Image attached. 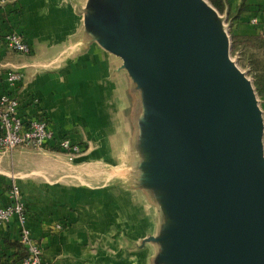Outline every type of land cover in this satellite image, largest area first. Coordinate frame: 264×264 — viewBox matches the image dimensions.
Segmentation results:
<instances>
[{
    "label": "water",
    "instance_id": "1",
    "mask_svg": "<svg viewBox=\"0 0 264 264\" xmlns=\"http://www.w3.org/2000/svg\"><path fill=\"white\" fill-rule=\"evenodd\" d=\"M132 1L127 15L143 28L141 44L100 24L91 0H79V44L48 63L60 65L93 45L119 63L104 86V94L110 95V86L117 91L110 95L113 124L107 134L118 135L106 144L98 140L96 151H105V158L90 159L93 149L81 159L84 175L92 178L89 166H95L94 176L102 181L107 175L108 183L110 174L101 170L110 162L109 151L131 146L133 164L119 156V165L134 168L127 174L133 187L118 195L81 176L83 186L108 193L112 205L117 195L118 213L123 207L125 213V198L134 210L143 187L155 192L159 178L172 208L160 239L169 248L157 261L264 264L263 113L249 68L238 67V54L231 58L227 15L208 0H155L159 13L151 0ZM128 62L141 73L134 74Z\"/></svg>",
    "mask_w": 264,
    "mask_h": 264
},
{
    "label": "crops",
    "instance_id": "2",
    "mask_svg": "<svg viewBox=\"0 0 264 264\" xmlns=\"http://www.w3.org/2000/svg\"><path fill=\"white\" fill-rule=\"evenodd\" d=\"M222 2L223 11L218 13L227 15L231 43L233 36L264 38V0ZM78 3L0 0V94L18 99V115L22 118L46 122L56 141L68 138L85 147L77 156L26 147L10 153L0 151V208L9 202V184L17 182L28 227L42 246L46 264H83L90 258L88 247L105 239L106 234L110 237L111 230L120 224L117 195L112 205L108 193L105 197L103 191L83 186L82 175L77 177L73 171L80 166L73 161L98 148V136L109 133L111 96L104 94V86L109 83V71L119 63H111L106 53L93 45L82 56L71 57L60 65L48 64L79 44ZM253 19L258 23L253 24ZM13 32L29 45V54L7 47L4 37ZM234 54L241 60L239 52ZM10 72L22 73V82L10 85ZM53 156L58 157L55 162L60 167L52 175L47 167L54 162ZM18 234L15 218L0 225V264H13L22 257Z\"/></svg>",
    "mask_w": 264,
    "mask_h": 264
},
{
    "label": "rangeland",
    "instance_id": "3",
    "mask_svg": "<svg viewBox=\"0 0 264 264\" xmlns=\"http://www.w3.org/2000/svg\"><path fill=\"white\" fill-rule=\"evenodd\" d=\"M148 4L153 8V10H155V12L159 13L158 10L160 9L158 8L157 2L155 0L149 1ZM91 7L95 8L98 11L97 20L100 24H103L107 28H115L117 32H119L121 37L123 36L127 41L128 39L132 40L135 43L134 45H139L142 43V40L139 41V36L141 34L143 39V35L141 32L143 28L141 26L137 27L136 25H138V23H135L133 21L131 22L128 19L127 15L129 9L133 7L132 0H106L105 3L103 2V0H91ZM124 23L126 27H124ZM231 56V58L233 59V53ZM258 57L261 58L263 57V55L261 54ZM237 65L242 71H245V68L248 67V65H246L245 59H239ZM128 66L131 71L134 72V74L141 73V68L139 69L135 65H130L129 62ZM248 68L249 72L247 73V78L251 79L254 86L253 75L250 71V67ZM113 92L117 91H115L113 86H110V95ZM257 100L259 107L262 110L264 120V111L262 109L264 96L260 97L257 94ZM112 124L113 119L111 120V125ZM115 126L116 124L114 126H111V129H113V127ZM112 134L118 135V133ZM112 134L104 135L103 138H99L98 140L100 142L103 141L106 144V140L112 138ZM100 136L101 135H99L98 137ZM130 147L131 146L127 145L125 149L119 148L120 150L117 151H109L110 162L108 166H104L101 170V172L103 171L102 173L104 174H110L111 178L108 183L105 182V177L107 175H102V181H99L94 176V174H97V168L95 166H89V173L90 175H92V178H89V175H84V173H86L87 166L81 165L82 163H84V161L81 159L82 157H77V159H75L76 161H73L76 166L80 165L79 167H77V169L76 167L73 168L74 175L77 177L81 175L82 177H86L87 182L93 185L105 186L111 191L116 189L119 195L121 193V190L130 189L131 187H133L132 182H129L127 180V174L131 173L134 168L132 169V167L127 168L125 166L119 165V162L122 161L119 156H125L127 158L125 160H128V162H131L133 164L134 150L129 149ZM95 153L97 154V156L95 155ZM93 154L94 157L92 156L90 157V159H94L97 157V159L99 160L100 158H98V156H101L102 154H104L105 158V151H96L95 149ZM53 158L55 159L54 162L50 163L47 167L48 172L52 175L53 171L59 169L60 167V165L55 162L58 157L53 156ZM68 158L73 159L74 157ZM91 163L94 164L93 161ZM141 173L145 174V170L142 169ZM144 187H146V185ZM144 187L141 197L136 201L137 208H134V210H130L128 200L125 198L127 209L124 213L125 207L122 206V210H120L118 213L120 224H118V227H115L116 229L111 230L110 237L106 234L105 239L99 240L96 243L93 242L94 245L88 247L90 258H88V260H85L83 264H173L171 260L166 261L165 259H163L162 261H157L159 257H161L160 255L165 257L167 249L169 248V246L165 245L163 242H160V239L166 233V229L163 228V226L166 225L165 223H163L165 219L164 215L167 211H170V208H172L171 202H169V200L165 197V194L167 192L161 184L159 178L157 189L155 190V192H149L148 188ZM169 194L171 195L170 192L168 193V195ZM155 195L158 196L155 197ZM149 199H152L151 202ZM130 212L134 213V215H131ZM133 217L135 219H133ZM149 238H152L153 240L151 242L147 241V239Z\"/></svg>",
    "mask_w": 264,
    "mask_h": 264
},
{
    "label": "built area",
    "instance_id": "4",
    "mask_svg": "<svg viewBox=\"0 0 264 264\" xmlns=\"http://www.w3.org/2000/svg\"><path fill=\"white\" fill-rule=\"evenodd\" d=\"M257 24L256 19L252 20ZM7 47L21 54H29L30 47L18 33H9L4 37ZM20 72L7 74L10 85L20 84L23 80ZM19 101L15 96L0 94V151L12 152L17 147L33 149H49L68 156H77L85 151V147L72 142L68 138L56 141L52 130L44 121L25 119L18 115ZM9 202L0 208V225L16 219L19 226L18 245L22 250L20 257L13 264H46L43 249L39 241L33 239L28 227V215L18 185L9 184ZM57 229L61 227L56 226ZM1 249V241H0Z\"/></svg>",
    "mask_w": 264,
    "mask_h": 264
},
{
    "label": "trees",
    "instance_id": "5",
    "mask_svg": "<svg viewBox=\"0 0 264 264\" xmlns=\"http://www.w3.org/2000/svg\"><path fill=\"white\" fill-rule=\"evenodd\" d=\"M219 11H223L222 0H209ZM231 52H239L241 60L248 62L254 79V87L258 96H264V38L263 36L232 37ZM263 57L259 58V55ZM49 150L55 151L52 147Z\"/></svg>",
    "mask_w": 264,
    "mask_h": 264
}]
</instances>
